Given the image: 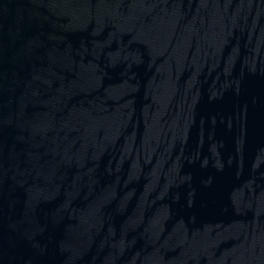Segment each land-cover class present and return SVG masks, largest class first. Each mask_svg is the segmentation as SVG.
Here are the masks:
<instances>
[{"label": "water", "instance_id": "obj_1", "mask_svg": "<svg viewBox=\"0 0 264 264\" xmlns=\"http://www.w3.org/2000/svg\"><path fill=\"white\" fill-rule=\"evenodd\" d=\"M0 264H264V0H0Z\"/></svg>", "mask_w": 264, "mask_h": 264}]
</instances>
